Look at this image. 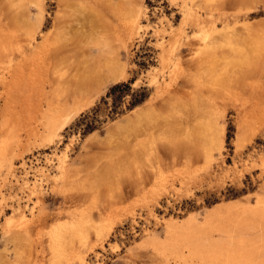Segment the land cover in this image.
Returning a JSON list of instances; mask_svg holds the SVG:
<instances>
[{
    "label": "rangeland",
    "instance_id": "1",
    "mask_svg": "<svg viewBox=\"0 0 264 264\" xmlns=\"http://www.w3.org/2000/svg\"><path fill=\"white\" fill-rule=\"evenodd\" d=\"M177 29V67L161 72L160 45ZM0 55V132L17 141L0 173V264H173L159 244L171 222L263 205L264 0H0ZM117 84L127 87L110 95ZM19 206L34 217L4 227Z\"/></svg>",
    "mask_w": 264,
    "mask_h": 264
},
{
    "label": "bare ground",
    "instance_id": "2",
    "mask_svg": "<svg viewBox=\"0 0 264 264\" xmlns=\"http://www.w3.org/2000/svg\"><path fill=\"white\" fill-rule=\"evenodd\" d=\"M144 10L141 7L138 10L134 11L132 15L133 17L130 22V26L127 31L128 38L129 37L131 38L132 36L136 34L137 35L140 34V30L142 28L140 17L142 13L144 12ZM188 14L189 12L186 15ZM99 15L101 19H103L102 26H103V30L105 31L104 32L105 36L112 38L111 37L112 36V21L111 22L109 21L110 18L112 17L111 11L106 12L104 8H101ZM197 22H198V26H200V29H199L200 33L205 34V37L201 36L202 37L201 39L205 40V38H207L208 36V29L206 25H204V23H202L200 20H198ZM163 31L165 30L163 29ZM178 31H179L178 29H177V33L175 32L173 33L171 31L172 36H170V40H169L170 44L167 41H165L168 43L167 45L164 42H162L160 45L161 46V53H160L161 72L165 71L166 69L165 65L167 64L169 65L173 64L171 65L172 67L174 66L177 67L176 60L178 59L177 58L178 51L176 52V48H179L178 47L179 45L177 46V43H179V41L181 42L180 37L181 35L184 34L183 31L181 30L179 32ZM204 45L206 46V44ZM35 48L31 49L32 54L29 57V60L31 61H33V59L36 60V58L38 57V56L36 57L37 51L35 50ZM23 52L25 54V51ZM1 57L2 56L0 55V69L4 70L5 61ZM22 57H23V61H26L28 59V57L25 55ZM8 64H9L8 72L10 74V80H9L10 84L16 85L18 82L17 81L18 76L20 72L22 71L20 69L21 63L20 65H18L16 60L11 56L10 59L8 60ZM7 83L9 82L6 81V77H4V75H1V71H0V84L6 86ZM3 97H4V92H2L0 89V100H2ZM6 106L7 105L5 104L4 109L0 110L2 122H4L2 124L5 129L7 125V108H8V107L6 108ZM5 111H6V115H5ZM70 120H71V117L64 119L61 122V125L56 128H59L60 130H62ZM55 126L50 125V128H51L50 134L49 133H48L49 135L47 134V137H49L48 138L49 142L53 141L55 137L54 133L55 131L58 130V129H52V127H55ZM16 146H17V141L14 139V135H12L11 133L8 134L7 132L6 133L0 132V173L2 172V168L6 166L5 164L6 162L7 163L9 162V164L6 166V170L8 171L12 170L13 162H12V159L11 160L8 159V156H9L8 154L15 152ZM65 162H66L65 158L64 160L62 159L60 162L61 164L60 169H61L62 176H64L66 173ZM24 184H25V188H28L30 192V196L33 195V196H36L39 200L41 199L39 188L36 182L32 184H28L27 181H24ZM0 196L2 197L0 199H2L3 202L5 201L6 203L7 199L4 200L3 195H0ZM2 200H0V205H1ZM3 207L1 209L2 211H4ZM34 210L35 209L32 208L30 211V214H27L21 209L20 206L17 209L13 207V209H11V212H12L11 216L7 217L6 220L4 221L6 222L3 224L4 227L6 224L7 226L14 224V226L12 227L8 226V227L15 228L16 225L14 221L16 220H19V223L18 221H16L17 226L19 227L21 223L23 224L25 223V225H27L29 223L28 221L32 219L30 217L35 214ZM15 218H18V219L15 220ZM169 225H170L168 226L169 236H167V239L164 242H161L159 244H160V247H161L160 249H161V253L163 256H167V257L172 256V258L175 259V263L173 264H190L188 260H193V259L198 260L199 262H201V264H207V263L209 264L210 261H212L213 263L215 259L221 260L220 263L222 262V260H225L227 261L226 263L228 264L229 263L230 264L232 263L264 264V231L261 234V236H259L257 239L245 236L246 230L248 229H252V228L263 229L264 228V203L262 206L257 207L255 209H251L249 207H239L235 203H231V204L227 203L226 205H219L213 211L206 214L204 216V220L202 221H200L198 217H187L184 220H180L179 222L177 221L171 222ZM8 227L6 229L9 231L10 228L8 229ZM215 233L220 234L218 239L212 238V236ZM182 248L188 251V254L186 256L180 253L179 250ZM254 258H259L257 263L253 261Z\"/></svg>",
    "mask_w": 264,
    "mask_h": 264
},
{
    "label": "trees",
    "instance_id": "3",
    "mask_svg": "<svg viewBox=\"0 0 264 264\" xmlns=\"http://www.w3.org/2000/svg\"><path fill=\"white\" fill-rule=\"evenodd\" d=\"M123 87H127V85L126 84H117L110 89L109 94L110 95L115 94L116 92L120 91Z\"/></svg>",
    "mask_w": 264,
    "mask_h": 264
}]
</instances>
